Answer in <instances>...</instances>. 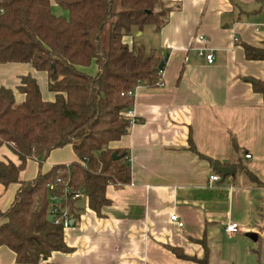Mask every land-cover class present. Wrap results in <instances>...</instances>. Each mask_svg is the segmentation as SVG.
Returning a JSON list of instances; mask_svg holds the SVG:
<instances>
[{
    "label": "crops",
    "instance_id": "obj_1",
    "mask_svg": "<svg viewBox=\"0 0 264 264\" xmlns=\"http://www.w3.org/2000/svg\"><path fill=\"white\" fill-rule=\"evenodd\" d=\"M165 1L173 8L167 24L160 31L147 26L157 35L152 49L167 58L162 85L136 88L137 123L111 144L128 152L131 182L107 187L111 203L101 215L83 194L76 202L80 221L65 229L69 251L54 252L41 264H196L172 248L203 259L201 240L209 264H264V187L249 184L242 173L222 179L214 168L215 163L237 167L239 160L264 184V94L259 90L264 60L248 59L245 52V46L264 49V0ZM199 35L207 38L206 45ZM204 47L213 52V64L195 50ZM86 68L82 71L88 73ZM25 76L37 80L45 101L55 100L46 72L26 63L0 64V88L11 89L18 103L25 100L18 90ZM6 158L19 162L3 146L0 160ZM77 160L69 145L54 150L41 169L46 173ZM39 163L29 161L21 179H34ZM217 174L220 180L211 183ZM17 191L18 185L0 184V211L10 208ZM230 224L239 231L228 233ZM0 264L19 263L3 246Z\"/></svg>",
    "mask_w": 264,
    "mask_h": 264
},
{
    "label": "trees",
    "instance_id": "obj_2",
    "mask_svg": "<svg viewBox=\"0 0 264 264\" xmlns=\"http://www.w3.org/2000/svg\"><path fill=\"white\" fill-rule=\"evenodd\" d=\"M56 2L68 17L56 15L50 0H0V64L26 63L46 72L48 89L55 94L54 101H45L31 76L21 78L22 103L11 89L0 88V148L7 146L19 160H0V184L18 185L10 208L0 211V247L11 249L19 264H41L54 252L69 251L63 224L48 220L54 206L67 209L75 225L81 209L71 199L74 193L83 192L89 208L101 215L111 203L107 187L131 182L128 152L111 144L131 128L127 112L134 106L136 88L161 86L164 69L159 68L163 58L157 49L126 40L135 29L153 26L160 31L173 9L165 0H119L120 10L114 0ZM245 52L248 59L264 60V49L245 46ZM93 63L95 75L82 71ZM259 90L264 94V84ZM69 145L78 160L44 173L41 162ZM233 147L236 153L235 142ZM115 152L122 157L115 160ZM31 160L40 162L39 172L23 181L21 174ZM236 164L233 177L242 173L249 184L264 187L245 164ZM54 195L58 201L53 203ZM200 243L203 259L172 251L196 264H209L206 242Z\"/></svg>",
    "mask_w": 264,
    "mask_h": 264
},
{
    "label": "built area",
    "instance_id": "obj_3",
    "mask_svg": "<svg viewBox=\"0 0 264 264\" xmlns=\"http://www.w3.org/2000/svg\"><path fill=\"white\" fill-rule=\"evenodd\" d=\"M197 39L203 45H206L207 42H208L207 38L205 36H203V35H199ZM195 50L198 52V54L200 56H204L209 64H213L214 63V59L215 58H214V54H213L212 51H210V50L208 51V49L206 47H204V48H195ZM127 115H128V117L130 119L131 126L137 123V119L134 117L132 109L127 112ZM246 158L250 159L251 155H246ZM219 180H220V176L218 174L217 175H213V176L210 177V182L211 183L217 182ZM54 189H55V185H51L50 186V190H54ZM83 194L84 193L80 192V191L76 192V193H74L71 196V199L72 200H78L80 197L83 196ZM51 201L53 203L58 201V197L56 195L52 196L51 197ZM51 215H54L55 216L54 220H56L57 223L58 222L62 223L65 229L69 228L70 226H72V221L73 220H72L71 216L69 215L67 209H61L59 206H54L52 208ZM172 220L177 222L178 221L177 220V216H173ZM179 225L182 226L183 224L179 223ZM227 231H228V233H231V234L237 233L239 231V226L237 224H230V225L227 226Z\"/></svg>",
    "mask_w": 264,
    "mask_h": 264
},
{
    "label": "rangeland",
    "instance_id": "obj_4",
    "mask_svg": "<svg viewBox=\"0 0 264 264\" xmlns=\"http://www.w3.org/2000/svg\"><path fill=\"white\" fill-rule=\"evenodd\" d=\"M53 1V12L56 15L59 16H64V17H68V11L64 10L62 7H60L59 5H57L55 3V0ZM115 1V9L116 10H120V5H119V0H114ZM155 31L153 29V27H145V32L143 34L142 31H138V30H134L133 36L131 37V39L134 41V43L138 46V47H142L146 50L152 49L156 47V42H157V35H155ZM88 73L91 75H95L97 73V65L95 63H93L90 67L86 68ZM32 167H29L27 170V176L30 177L32 176L31 174V169ZM35 175V172H34Z\"/></svg>",
    "mask_w": 264,
    "mask_h": 264
},
{
    "label": "water",
    "instance_id": "obj_5",
    "mask_svg": "<svg viewBox=\"0 0 264 264\" xmlns=\"http://www.w3.org/2000/svg\"><path fill=\"white\" fill-rule=\"evenodd\" d=\"M166 63H167V58L163 59V61L161 62L159 68H160L161 70H163L164 67L166 66ZM121 157H122V156H119L117 152H115V153L113 154V158H114L115 160L120 159ZM214 168H215V169L218 171V173L221 175L222 179H225V178L228 177V176H232L233 174H235V172H236V170H237L236 165H231V166L225 167V166H221V165H219L218 163H215V164H214ZM54 218H55L54 215H50V216L48 217V220H49V221H52V220H54ZM72 224H73V221H72ZM247 236H248L250 239L254 240V241L257 240V238H258L257 235H256L255 233H249V234H247Z\"/></svg>",
    "mask_w": 264,
    "mask_h": 264
}]
</instances>
